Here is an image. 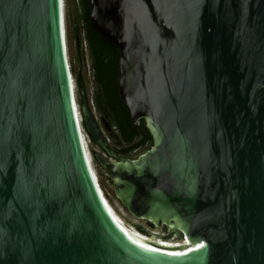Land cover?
<instances>
[{
  "label": "water",
  "instance_id": "obj_1",
  "mask_svg": "<svg viewBox=\"0 0 264 264\" xmlns=\"http://www.w3.org/2000/svg\"><path fill=\"white\" fill-rule=\"evenodd\" d=\"M88 1L152 146L119 155L83 84L77 109L62 0H0V264H264V0ZM86 135L132 225L184 254L130 236Z\"/></svg>",
  "mask_w": 264,
  "mask_h": 264
},
{
  "label": "trees",
  "instance_id": "obj_2",
  "mask_svg": "<svg viewBox=\"0 0 264 264\" xmlns=\"http://www.w3.org/2000/svg\"><path fill=\"white\" fill-rule=\"evenodd\" d=\"M81 27L77 28V41L81 45L84 32L88 43L89 55L97 86L93 102L110 126H116L117 138L125 146L118 149V154L128 155L135 149L152 146L150 133L144 134L134 129L130 114L118 90L120 49L108 43L93 27L88 0H79ZM77 83L83 84V76L77 74ZM102 169V168H101Z\"/></svg>",
  "mask_w": 264,
  "mask_h": 264
},
{
  "label": "rangeland",
  "instance_id": "obj_3",
  "mask_svg": "<svg viewBox=\"0 0 264 264\" xmlns=\"http://www.w3.org/2000/svg\"><path fill=\"white\" fill-rule=\"evenodd\" d=\"M81 25H82V21H81V10H80L79 0H66V27H67L68 55H69L70 67L72 70L71 72L73 74V77L75 78L74 80L76 84L77 99L80 102V99H81L80 85L77 83V74L80 72L83 76V86L85 87L87 95L90 98L91 107L94 113L96 114V116L100 118V113L98 112V109H96L94 102H93V95L96 92L97 86H96L95 79H94V72L92 68L90 55H88L85 51V45L83 41V32L81 34L82 43L80 46L78 45L79 42L77 41V28L81 27ZM116 134H117V130L108 131V135L111 138L110 145L113 149H120L124 147L125 145L119 142ZM88 147L92 155V163H93L94 169L97 172L99 182L102 188L104 189V192L106 193L108 199L112 202V204H114L116 209L120 211V213L126 219V221L128 222L131 221L130 223H132V221L142 222L141 219L132 215L124 207L122 202L117 198L116 193H115L114 184H113V178L110 177L107 174V172L101 169L99 163L95 159V154L97 153L99 155H102L103 157H106L108 161H113L114 159L109 157L107 154H105L92 141H88ZM149 148L151 147L135 149L131 151L128 155H122V154H119V155L128 157L130 159H136L141 154H143L145 151H147ZM159 233L161 235L165 234L163 227H159Z\"/></svg>",
  "mask_w": 264,
  "mask_h": 264
},
{
  "label": "bare ground",
  "instance_id": "obj_4",
  "mask_svg": "<svg viewBox=\"0 0 264 264\" xmlns=\"http://www.w3.org/2000/svg\"><path fill=\"white\" fill-rule=\"evenodd\" d=\"M62 11H63L64 31H65V34H66V44H67L66 0H62ZM67 53H68V44H67ZM71 77H72V81H73V85H74V97H75V100H76V106H77V109L79 110V105H78V102H77V94H76V84H75V80H74L75 78L73 77L72 72H71ZM85 142H86V152H87V155H88V159H89V162H90V167H91L92 173L94 175L96 184L101 186V184L99 182V179H98L97 172L94 169V166H93V163H92V159L90 158L91 156L89 155V152H88V148H87L88 141H87V139L85 140ZM109 202H110V205H111L114 213L116 214L117 218L119 219L120 223L127 230V232L130 234V236L133 239H135L136 241H138V242L142 243L143 245H145L147 247H150V248H152V249H154V250H156V251H158L160 253H163V254H184L185 251L188 249L185 239H183V240L175 239V240H173L171 242H168V243H162V242H159V241H156V240H153V239L149 238L145 234V232H141L134 225H132V223H130L131 221L130 222L126 221V219L122 216L120 211H118L116 209L114 204H112V202L110 200H109Z\"/></svg>",
  "mask_w": 264,
  "mask_h": 264
},
{
  "label": "built area",
  "instance_id": "obj_5",
  "mask_svg": "<svg viewBox=\"0 0 264 264\" xmlns=\"http://www.w3.org/2000/svg\"><path fill=\"white\" fill-rule=\"evenodd\" d=\"M83 41H84V45H85V51H86V53L89 55L88 43H87V41H86V39H85L84 32H83ZM89 99H90V98H89ZM91 102H92V101H91ZM93 112H94V111H93ZM94 114H95V113H94ZM95 117H96V119L98 120V122H99L100 125H101V130H102L103 135L105 136L107 142H108V143H111V138H110V136L108 135V130L105 128V126H104L103 123L101 122L100 118H99L98 116H96V114H95ZM116 130H117L116 126H111V130H110V131H116ZM86 139H87V141H91L88 135H86ZM87 148H88V152H89V154H90V156H91V159H92V155H91V152L89 151L88 144H87Z\"/></svg>",
  "mask_w": 264,
  "mask_h": 264
},
{
  "label": "flooded vegetation",
  "instance_id": "obj_6",
  "mask_svg": "<svg viewBox=\"0 0 264 264\" xmlns=\"http://www.w3.org/2000/svg\"><path fill=\"white\" fill-rule=\"evenodd\" d=\"M116 151H118V149H115Z\"/></svg>",
  "mask_w": 264,
  "mask_h": 264
}]
</instances>
